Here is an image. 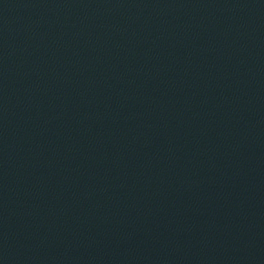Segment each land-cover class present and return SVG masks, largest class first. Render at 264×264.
Returning a JSON list of instances; mask_svg holds the SVG:
<instances>
[{
	"label": "water",
	"instance_id": "obj_1",
	"mask_svg": "<svg viewBox=\"0 0 264 264\" xmlns=\"http://www.w3.org/2000/svg\"><path fill=\"white\" fill-rule=\"evenodd\" d=\"M0 264H264V0H0Z\"/></svg>",
	"mask_w": 264,
	"mask_h": 264
}]
</instances>
